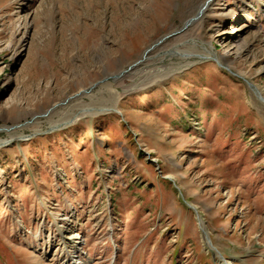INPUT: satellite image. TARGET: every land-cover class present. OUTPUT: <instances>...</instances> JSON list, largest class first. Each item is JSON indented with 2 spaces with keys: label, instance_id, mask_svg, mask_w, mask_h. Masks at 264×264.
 <instances>
[{
  "label": "rangeland",
  "instance_id": "rangeland-1",
  "mask_svg": "<svg viewBox=\"0 0 264 264\" xmlns=\"http://www.w3.org/2000/svg\"><path fill=\"white\" fill-rule=\"evenodd\" d=\"M205 1L0 0V264H264V0L42 116Z\"/></svg>",
  "mask_w": 264,
  "mask_h": 264
},
{
  "label": "water",
  "instance_id": "water-1",
  "mask_svg": "<svg viewBox=\"0 0 264 264\" xmlns=\"http://www.w3.org/2000/svg\"><path fill=\"white\" fill-rule=\"evenodd\" d=\"M213 0H206L198 9V11L196 12V14L190 18H188L183 26L178 29V30H175L169 34H166L164 35L163 37H161L160 39H158L155 43H153L152 45H150L148 48H146V50L143 52V55L140 59H138L137 61H135L134 63L130 64L128 66L127 69L125 70H121L119 71L118 73H114V74H111L109 76H105L102 80L100 81H96L92 84H90L86 89H84L83 91H81L80 93H74V95H71L69 96L65 101H63L62 103H58V104H55L53 105L52 107H50L47 111H45L43 113L42 116H46L52 109H54L55 107L57 106H60V105H64L65 103H67L70 99L72 98H76L78 97L81 93H88L89 91H91V89L96 86L97 84L99 83H102L104 81H106L107 79H112L114 81L122 78L123 76H125L126 73H128L129 70L135 68L137 65L141 64L147 57V53L150 52L151 50H153L154 48H156L159 44H161L163 41H165L166 39L170 38V37H173L183 31H185L190 25L194 24L195 22L199 21L200 19H202L204 17V12L207 8V6L209 7V5L211 4ZM17 126H13V127H10L8 128L9 130L15 128Z\"/></svg>",
  "mask_w": 264,
  "mask_h": 264
},
{
  "label": "bare ground",
  "instance_id": "bare-ground-1",
  "mask_svg": "<svg viewBox=\"0 0 264 264\" xmlns=\"http://www.w3.org/2000/svg\"><path fill=\"white\" fill-rule=\"evenodd\" d=\"M207 10H208V6H207V8H206V10L204 12V15H205ZM263 100H264V98H263ZM115 109H116L115 107H113V108H101V109H99L97 111H93V113L96 114V113H99V112H104V111H109V110L111 111V110H115ZM13 137H15V136H13ZM3 142H6V141H0V143H3ZM200 228L203 231L204 238L206 239L207 243L213 249V251H215L217 256L219 258H221V260H223V264H233L232 261L226 259L225 256L215 247V245H213V243H212V241L210 239V236H209V232H208V230L205 228V226L202 223H200ZM77 237H78V234H76V236L74 238H77Z\"/></svg>",
  "mask_w": 264,
  "mask_h": 264
}]
</instances>
